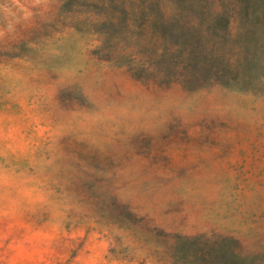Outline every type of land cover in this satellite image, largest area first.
Masks as SVG:
<instances>
[{
	"label": "rangeland",
	"instance_id": "1",
	"mask_svg": "<svg viewBox=\"0 0 264 264\" xmlns=\"http://www.w3.org/2000/svg\"><path fill=\"white\" fill-rule=\"evenodd\" d=\"M0 264H264V0H0Z\"/></svg>",
	"mask_w": 264,
	"mask_h": 264
}]
</instances>
